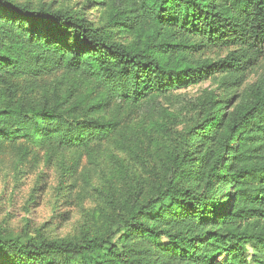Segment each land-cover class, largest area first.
<instances>
[{
	"label": "trees",
	"instance_id": "obj_1",
	"mask_svg": "<svg viewBox=\"0 0 264 264\" xmlns=\"http://www.w3.org/2000/svg\"><path fill=\"white\" fill-rule=\"evenodd\" d=\"M138 1L140 10L130 20L152 30L151 43L140 50L109 38L83 16L0 0V16L17 19L28 37L45 42L52 60L0 36V69L35 75L60 60L66 69L82 68L94 76L121 104L108 120L72 116L57 107L5 105L0 107V142L49 137L66 147L101 142L119 130L126 111L221 76L226 92L234 93L221 100V110L229 102L231 112L195 134L203 139L195 149L186 147L192 157H174V175L183 174L185 182L170 179L158 200L137 212L158 215L164 227L168 244L156 251L161 263L126 259L108 238L78 243L0 235V264H213L220 257L222 264H264V0ZM213 49L227 53L215 60L198 57ZM258 70L255 81L240 92ZM147 229L154 237L156 231ZM247 244L255 250L252 263Z\"/></svg>",
	"mask_w": 264,
	"mask_h": 264
},
{
	"label": "rangeland",
	"instance_id": "obj_2",
	"mask_svg": "<svg viewBox=\"0 0 264 264\" xmlns=\"http://www.w3.org/2000/svg\"><path fill=\"white\" fill-rule=\"evenodd\" d=\"M14 1L32 9L45 6L83 16L129 49L140 50L151 43L152 30L130 20L140 10L138 0ZM0 36L4 42L21 44L32 54H45L41 56L51 60L49 46L28 37L17 19L0 16ZM226 53L213 49L198 57L215 60ZM260 73H251L240 92ZM232 94L226 92L221 76L208 77L126 111L119 130L101 142L71 147L50 137L44 142H0V235L23 241L68 239L78 243L108 238L126 259L161 263L156 251L168 244L161 231L164 227L158 225V215L137 212L158 200V192L170 179L185 182L183 174L174 175V157L193 156L186 147L197 148L203 138L195 134L231 112L229 102L221 110V100ZM5 105L57 107L72 116L96 120L115 117L121 107L94 76L82 68L66 69L60 60L35 75L17 73L8 66L0 69V107ZM208 143L204 141V149ZM183 164L193 167L191 162ZM147 227L156 231L154 237H148ZM254 252L247 244L250 262ZM223 260L220 257L213 264Z\"/></svg>",
	"mask_w": 264,
	"mask_h": 264
}]
</instances>
